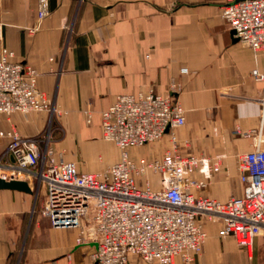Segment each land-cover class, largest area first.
Masks as SVG:
<instances>
[{"label":"crops","instance_id":"obj_1","mask_svg":"<svg viewBox=\"0 0 264 264\" xmlns=\"http://www.w3.org/2000/svg\"><path fill=\"white\" fill-rule=\"evenodd\" d=\"M42 0H0V56L34 68L38 84L60 110L50 129L56 153L74 161L80 172H96L117 161L120 150L103 138L101 113L121 93L153 87L172 94L185 109L186 123L176 129L184 154L218 158L220 170L194 178V188L226 201L243 193L238 157L257 143L264 148V50L244 45L221 15L227 0H47L50 12L39 19ZM34 28V31H29ZM68 42V45H67ZM180 84L172 92V82ZM91 114V121H87ZM15 126L22 135L48 132L49 112L16 111L0 118V128ZM248 133L249 135H247ZM99 141L112 145L110 156L91 153ZM7 139L0 142V152ZM172 142L168 134L140 149L136 162L161 157ZM21 179H29L26 175ZM153 188L160 176L148 173ZM33 193L0 189V264H12L19 235L27 239L18 264H94L95 242L77 243L80 228L53 226L43 213L45 190L29 181ZM40 200V201H39ZM40 202V209H35ZM207 237L194 264H263L264 230L255 252L240 247L232 236L219 234L221 220L202 218ZM128 264H152L130 255ZM171 264H186L176 257Z\"/></svg>","mask_w":264,"mask_h":264},{"label":"built area","instance_id":"obj_2","mask_svg":"<svg viewBox=\"0 0 264 264\" xmlns=\"http://www.w3.org/2000/svg\"><path fill=\"white\" fill-rule=\"evenodd\" d=\"M49 12L48 1L42 0L39 19ZM221 15L244 45L264 50V0H227ZM13 56L7 48L0 56V118L16 111H47L49 128L29 136L15 126L0 128V142L7 139L0 152V177L26 175L37 183V192L44 187L43 213L53 226L79 227L78 244L95 242L94 264H128L132 254L152 264H171L176 257L194 264L207 237L203 217L221 220L222 237H234L247 250L253 247L264 230V148L259 143L238 157L242 195L221 201L196 194L194 188L206 182L194 178L195 170L202 167L210 175L220 170V162L181 151L176 129L186 123L185 109L172 94L150 87L116 95L101 113L103 138L119 148V159L100 171L80 172L51 146V124L60 110L39 86L37 71ZM252 75L264 81L258 68ZM180 87L172 82V92ZM166 134L172 145L161 157L141 162L130 157V147ZM148 173L160 176L161 188H153L149 179L141 182Z\"/></svg>","mask_w":264,"mask_h":264},{"label":"rangeland","instance_id":"obj_3","mask_svg":"<svg viewBox=\"0 0 264 264\" xmlns=\"http://www.w3.org/2000/svg\"><path fill=\"white\" fill-rule=\"evenodd\" d=\"M111 153H112V145H110L108 142L99 141V143H97L96 149L91 153V155L93 156V160L96 163H100L98 157L100 154L106 157V156H110ZM140 153H141L140 149L130 151V155L132 158L137 157V155H139ZM40 207H41L40 202H37V205H35V209H40ZM26 239H27V232H26V227H24L22 233L19 235L16 242V249L11 258V261H13L12 264H18V261H21L23 247L25 245ZM254 252H255V245H253V247L250 249V253H254Z\"/></svg>","mask_w":264,"mask_h":264},{"label":"water","instance_id":"obj_4","mask_svg":"<svg viewBox=\"0 0 264 264\" xmlns=\"http://www.w3.org/2000/svg\"><path fill=\"white\" fill-rule=\"evenodd\" d=\"M232 34H235V30H232ZM237 39L239 40L238 37ZM0 189H12L33 193V189L25 179H4L0 177Z\"/></svg>","mask_w":264,"mask_h":264}]
</instances>
